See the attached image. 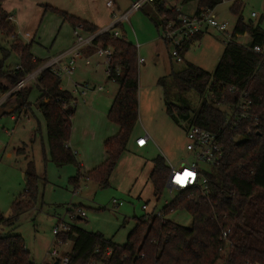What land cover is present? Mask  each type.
Returning a JSON list of instances; mask_svg holds the SVG:
<instances>
[{
    "label": "trees",
    "instance_id": "obj_1",
    "mask_svg": "<svg viewBox=\"0 0 264 264\" xmlns=\"http://www.w3.org/2000/svg\"><path fill=\"white\" fill-rule=\"evenodd\" d=\"M5 1L0 0V31L13 38L11 50L19 56L20 67L8 71L0 65V95L9 93L42 65L32 55L31 45L24 44L16 34L15 25L2 7ZM173 2L182 6L197 2L196 14H199L202 10H215L224 0H155L151 4L155 12L149 18L159 32L168 20L177 17L171 6ZM241 8L239 3L231 8L237 22L213 74L187 63L183 71L172 72L168 78L159 81L168 93L169 80L178 92L177 99L189 92H195L203 99L196 111L183 103L180 109L168 108V115L175 121L178 115L191 126L215 134L223 147V162L204 173L207 178L205 193L200 187L178 192L176 200L162 210L163 217L145 215L136 219L135 228L123 245L102 233L86 231L74 222L69 232L59 236L64 245L73 242L72 250L65 254L69 264H264V59L253 52L254 46L264 44V29L260 24L246 23L241 17ZM45 9L63 18L75 30L81 27L88 34L99 31L67 13L51 7ZM118 27L121 24L111 30ZM246 34L251 43L247 46L237 43L238 36ZM203 36L199 34L183 45V59L193 43ZM98 43L113 51L108 79L119 86L108 114V119L119 127V133L105 142L107 159L100 167L85 174L76 153L68 147L75 99L62 88L61 79L45 70L36 86L42 94L38 109L46 122L51 162L60 168L78 167L77 175L71 179L76 190L84 178L108 187L139 123L137 46L112 33L100 35L94 45ZM32 90V86L25 84L10 96L17 103L16 111L30 107L28 101ZM239 100L250 103V118L232 121L219 106L232 108ZM153 166L150 181L155 195L160 197L166 189L170 168L162 156L153 160ZM25 181V193L14 202L12 215L7 219L0 218L4 227L16 225L20 216L31 211L40 198L42 179L34 162L28 164ZM178 210L190 214V228L167 219ZM224 231H229L227 239L222 238ZM0 264L36 262L21 235H0Z\"/></svg>",
    "mask_w": 264,
    "mask_h": 264
},
{
    "label": "rangeland",
    "instance_id": "obj_2",
    "mask_svg": "<svg viewBox=\"0 0 264 264\" xmlns=\"http://www.w3.org/2000/svg\"><path fill=\"white\" fill-rule=\"evenodd\" d=\"M78 1L8 0V4L17 6L19 10L15 23L16 34L24 44H30L36 35L33 44L34 53L39 57L48 56L55 60V56L69 47L74 38V30L69 23H63L57 14L44 13V6L52 4L63 11L72 13L75 12L73 9ZM89 1L93 3L104 22L123 24L112 32L117 31L128 42L137 47L141 46L139 54L144 62L139 63V124L134 136H145L148 133L151 141L143 151L132 147L133 143L129 144L128 150L121 156L126 161L120 164L123 161L120 158L119 164L109 179L108 187L101 186L94 179L84 178L80 181L79 189L76 190L71 179L77 175V166L68 165L60 168L52 162L46 164L43 162L41 136L37 122H27L26 119H22L15 129L17 122L4 119L2 124L10 131V135L1 138V143L7 147L12 137L15 142L14 147L9 146L10 157L0 152V215L6 219L12 215L14 202L24 195L26 189L27 162L22 153L14 151V148L18 149L17 142L29 141L28 131L33 127H35V133L39 135L35 142L38 147L37 152L33 153L30 159L34 158L36 170L42 178L40 198L33 210L20 216L16 225L4 227L0 224V235H21L25 239L26 246L36 264H54L50 256L53 250H57L61 256L72 250L73 242L57 245L58 242L53 234V229L60 219L69 221L67 206L70 204L84 208L86 218L82 221H74L80 228L102 233L107 238L113 239L115 243L123 245L135 228L136 219L149 212H161L178 196L177 191L171 192L168 188L162 191L160 197L155 195L150 181L153 160L162 156L170 169L180 168L194 161L193 156L186 150V134L190 124L178 115H176L178 120H173L168 115V108L177 110L186 103L193 111H196L201 107L203 99L195 92L183 94L181 99H177L178 92L172 87L170 81L168 80L167 83L168 93L164 92V87L159 84V81L168 78L172 72L183 71L187 63L213 74L225 50L227 38L209 29L200 41L193 43L184 56L183 62L177 63L172 57L174 45L160 37L157 28L147 15V6L139 10L137 15L117 21L128 11L126 7L128 1L115 0L120 7L114 6L112 10L106 7L103 0ZM235 3L241 5V17L246 23L251 21L254 25L260 24L264 29V0H224L215 8L214 14L218 23L228 24L229 36L233 33L237 22V17L231 11ZM171 6L179 7L185 15H191L196 13L198 3L193 2L182 6L179 2H173ZM252 14H256L257 17L252 18ZM100 28L102 29V26ZM154 38H158L159 41L147 43ZM236 41L243 46L251 43V40L246 37H240ZM143 42L145 44H142ZM12 43L13 40L0 31V62H4V68L8 71L14 70L20 64L19 56L11 50ZM48 52L49 55H46ZM93 67L89 70L83 62H78L71 80L66 77L61 78L62 87L67 91H72L73 83H85L103 88V92L96 95L95 103L90 102L91 96L94 95L90 93L88 97V106L94 109L96 115L87 118L88 121L85 124L87 127L77 125L78 133L75 138L83 146L72 151L80 156L77 158L78 162L85 163L82 169L85 174L92 172L105 162H101L103 154L106 153L105 142L119 133L118 127V133L114 135L115 124L108 119L113 98L119 87L113 81L107 80L105 66L99 69H93ZM94 70H98L95 75L92 73ZM81 80L84 82H79ZM37 96V92L33 91L31 101H35ZM219 108L230 116L232 108L223 105ZM75 124L76 121L72 122V128ZM86 131L94 132L95 137L93 138L92 135L85 137ZM2 132L4 133L1 126L0 134ZM20 148L22 149L23 146ZM83 151L89 155L84 157ZM200 166L207 172L212 170L206 164H200ZM74 192L77 194L74 195ZM114 200L121 204L118 209H114L112 205ZM143 206H147L149 211H144ZM167 219L184 227L192 226L191 216L186 211L178 210L169 214Z\"/></svg>",
    "mask_w": 264,
    "mask_h": 264
},
{
    "label": "built area",
    "instance_id": "obj_3",
    "mask_svg": "<svg viewBox=\"0 0 264 264\" xmlns=\"http://www.w3.org/2000/svg\"><path fill=\"white\" fill-rule=\"evenodd\" d=\"M154 1L155 0H138L134 2L130 8V11L127 12L120 21L128 19L130 14L138 12L146 4H153ZM106 3L108 9H114L113 0H106ZM175 12L177 13V17L166 22L165 28L161 31V38L165 42L174 45L172 57L176 60L177 63H182L184 60L181 56L183 45L199 34L204 35V33L209 29H213L217 33L222 34L227 38V40L225 41V46L229 44L232 39L233 33L229 36L228 24L218 23L217 18L214 14V10H202L199 14L194 13L191 15H185L184 13H182L181 9L177 7L175 8ZM256 17V14H252V18ZM111 29L108 28L95 34H88L87 36H83L81 34V27L77 28L76 30H74V45L68 52V55L70 57L69 61L66 64H62L61 60L65 56H60L52 62L48 63L38 72L29 75L28 81L37 82L39 77L45 70H50L60 79L62 77L71 78L75 72L76 60L82 57V52L85 49L89 48H94L95 53L99 57L103 58L104 63L107 67L106 75L108 77H111L109 67L112 63L113 51L111 49L105 48L102 43L94 45L95 40L100 35L109 33ZM115 37H117V34L115 35ZM253 52L257 55H260L264 59V44L254 46ZM143 62L144 59H139V63ZM28 81L25 79L24 81L20 82L13 90L4 95L5 99L23 88L25 84H28ZM91 89L92 87L88 84L74 83L72 94L74 96L80 95L84 99ZM101 90L102 88L98 89V91ZM229 117L230 119H232V121L237 120L238 122L250 118V103H244L239 100V102L232 107ZM186 137V150L193 156L194 161L191 164H186L184 166H181L180 168H171L166 188H168L171 192L174 190L177 192H183L200 187L204 190L203 193H205V191L207 190V178L204 173L206 171L201 168L200 164H206L212 169L219 166L224 159L223 147L221 146L218 137L215 134L198 126L190 125ZM149 141L150 137L146 135L145 137L136 140V146L140 149L144 148L147 146ZM178 177L182 178V181H178ZM75 194H77V192H75L74 195ZM176 198L172 200L168 205L172 204L176 200ZM112 205L114 209H118L121 206V204H118L116 200L113 201ZM143 210L149 211L147 206H143ZM67 213L69 221L64 218L60 219L58 224L53 229V234L58 242L57 245L60 246L64 245V243L59 238V236H61V234L69 232L74 221L78 220L79 218H86V213L81 208H69L67 210ZM147 215L163 217V212H149V214ZM228 234L229 231H224L222 233V238L227 239ZM110 254V251L107 252L108 256ZM50 256L53 258L54 262L69 264V258L66 255L61 256L57 250H53L50 253ZM90 264L95 263L92 262Z\"/></svg>",
    "mask_w": 264,
    "mask_h": 264
},
{
    "label": "crops",
    "instance_id": "obj_4",
    "mask_svg": "<svg viewBox=\"0 0 264 264\" xmlns=\"http://www.w3.org/2000/svg\"><path fill=\"white\" fill-rule=\"evenodd\" d=\"M105 3H106V0H103ZM114 1V6H117L118 8L120 7L119 6V4H117V2L115 1V0H113ZM118 1V0H117ZM126 1H128V4L126 5V7L128 8V11L127 12H129L130 11V8H131V6H132V4L134 3V2H136V1H138V0H123V2H126ZM147 6V15L148 16H152L153 14H154V6L153 5H151V4H146L144 7H146ZM2 7H3V9L9 14V16H10V19L12 20V23L15 25V23H16V16H17V12L19 11L18 10V7L17 6H11L10 4H8V0H6L4 3H3V5H2ZM44 7H51V8H53V9H56V10H59V11H62V12H64V13H67V14H69V15H71V16H73V17H75V18H77V19H79V20H81V21H84V22H87V23H89V24H91V25H93V26H95L96 28H98V32H100V31H102V30H106V29H108V28H113L115 25H118V23L119 22H116V23H107V21L106 22H104L103 21V18H101L100 17V15H99V13L97 12V10H96V8L93 6V3H91L89 0H79L78 1V3H77V5L76 6H74V11L75 12H72V13H69V12H67V11H63V10H61V9H59L58 7H56V6H54V5H52V4H47L46 6H44ZM106 7H107V3H106ZM143 7V8H144ZM142 8V9H143ZM141 9V10H142ZM47 12H49V11H47L46 9H45V11H44V13H47ZM126 12V13H127ZM52 13V12H51ZM125 13V14H126ZM54 14V13H53ZM124 14V15H125ZM56 15V14H55ZM123 15V16H124ZM135 16V15H137V12H134V13H132V14H130V16L129 17H131V16ZM123 16L122 17H120V18H118L117 19V21H119V20H121L122 18H123ZM58 17H60V16H58ZM60 19H62V21H63V23H66L64 20H63V18H61L60 17ZM119 24H121V26L123 25L122 23H119ZM155 25V24H154ZM71 26V25H70ZM100 26H102V29L100 28ZM72 27V26H71ZM155 27H156V25H155ZM119 28V27H118ZM157 28V27H156ZM73 29V28H72ZM73 30H75V29H73ZM158 30V29H157ZM115 31V30H114ZM158 32H159V30H158ZM109 33H112L114 36L117 34V37H121V35L116 31V32H112V30H110V32ZM83 36H87L88 35V33H84V31L82 30V33H81ZM159 35H160V37H161V32H159ZM240 37H246V38H249L250 39V37L246 34V35H244V36H240ZM240 37H238V38H240ZM12 40H13V38H11ZM35 40H36V35L34 36V39L31 41V43L30 44H26V45H31V53H32V55L34 56V58H35V60H38V61H41L42 62V65H41V67L40 68H38L34 73H36V72H38L39 70H41L43 67H44V65L46 66L48 63H50V62H52L53 61V59H51V58H48V56H46V57H42V56H38V55H36V53H34V49H33V44H34V42H35ZM251 40V39H250ZM159 41V39L158 38H154V39H152L151 41H149V42H147V43H152V42H154V43H157ZM74 42H75V38H73L72 39V41H71V43H70V45H69V47L65 50V51H63L62 53H60L59 55H57V56H55L54 58L56 59V58H58V57H60V56H65V57H63L62 58V60H61V63L62 64H66L68 61H69V59H70V57H69V55H68V52L70 51V49L73 47V45H74ZM142 44H145V42H143ZM138 48V58L139 59H143V57H141V55L139 54V48H141V46H138L137 47ZM46 55H49V52L46 54ZM78 62H83V64H84V66L87 68V69H89L90 70V68H92L93 66V69H99L100 67H102V66H105L106 67V65H105V63H104V60H103V58H101V57H99L96 53H95V50H94V48H89V49H85L83 52H82V57L81 58H79V59H77L76 60V62H75V68H76V64L78 63ZM87 63H89V64H87ZM4 65V62L3 61H1L0 62V65ZM20 67V64H18L16 67H15V69H18ZM107 68V67H106ZM14 69V70H15ZM92 69V70H93ZM92 73L95 75V74H97L98 73V70H94V71H92ZM33 74V73H32ZM31 75V74H30ZM28 77H29V75L27 76V78H26V80L28 81ZM72 78V77H71ZM71 78H67V79H69V80H71ZM79 79V78H78ZM80 80V79H79ZM107 80L109 81V79L107 78ZM79 82H84L83 80H81V81H79ZM110 82V81H109ZM115 83V82H114ZM28 84L30 85V86H32L33 87V90H32V92H31V94H30V97H29V104H30V107H27V108H24L22 111H16V109H17V103L15 102V100L14 99H11L10 98V96L9 97H7L6 99H5V96L4 95H0V127L2 126V128H3V131H4V133L2 132V134H0V152L3 154V155H7L8 157H10V154H8L9 153V146H11V148L12 147H14V145H15V142L13 141L14 139H13V137L9 140V143L7 144V147H5L2 143H1V138H3L4 136H9L10 135V131L5 127V126H3V124H2V122L4 121V119L5 120H7V119H10V121H12V122H17V125H16V127H15V129L18 127V122L19 121H21L22 119H26V121L27 122H31V121H34L35 123H36V125H38V129H39V135L41 136V152H42V154H43V162L46 164V163H48V162H51V159H50V150H49V145H48V137H47V128H46V122H45V120H44V117H43V115L41 114V112L39 111V109H38V101H39V99H40V97L42 96V94L39 92V90H38V88L36 87L37 85H38V83L37 82H33V81H28ZM74 84V83H73ZM73 84H72V88H73ZM79 84H82V83H79ZM85 84V83H84ZM116 84V83H115ZM88 85H90V84H88ZM91 87H92V89L88 92V95L83 99L80 95H76V96H74L73 94H72V92H73V89H72V91H69L72 95H73V97H74V99H75V103H74V107H75V115H74V117L72 118V122H74V121H76V124L74 125V127L72 128L71 127V137H70V141H69V143H68V147L71 149V150H73V149H79V148H82V146H81V143L75 138V135L78 133V126H84V127H87L85 124H86V122L88 121L87 120V118H90L91 116H95L96 115V112L94 111V109H92L90 106H88V104H89V101H88V97H89V95H90V93H91V95H94V96H91V98H90V102L91 103H95L96 102V95L97 94H101L102 92H103V88L102 87H99V86H97V85H90ZM119 87V86H118ZM63 88V87H62ZM99 88H102V90L101 91H98V89ZM64 89V88H63ZM33 91H36L37 92V94H38V96H37V98L35 99V101H31V96H32V94H33ZM118 91L119 90H117V92H116V94H115V96H114V98H113V101H114V99H115V97H116V95H117V93H118ZM113 104V103H112ZM3 118V119H2ZM43 121V122H42ZM139 124V123H138ZM78 125V126H77ZM138 126V125H137ZM114 127H116V128H114ZM113 128L115 129V134L114 135H116L117 133H118V127L115 125ZM14 129V130H15ZM44 131H45V133H44ZM136 131V130H135ZM36 131H35V127H33L30 131H28V137H29V141L28 142H26V141H24V142H22V141H20V142H17V144H19V146L17 147L18 149H15L14 148V151H19V152H21L22 153V155L25 157V160H26V162H27V165H26V167H28V164L30 163V162H34V158L32 157V159H30L31 158V156H32V154L34 153V154H36V148L38 149V147H37V145H36V141L38 140V134L37 133H35ZM38 132V131H37ZM135 134V133H134ZM90 135H92V137L94 138L95 137V133L94 132H88V131H86L85 132V137H89ZM146 135H148L149 137H150V141H151V136L148 134V133H146L145 134V136ZM144 135H139V136H133V139H132V141H131V143H133V144H131V146L132 147H134V148H136L137 150H140V151H143V150H145L146 148H147V146H148V144H147V146L146 147H144V148H138L137 146H136V140H138L139 138H142V137H145ZM21 143V144H20ZM30 143V144H29ZM149 143V142H148ZM20 146H23V148L21 149L20 148ZM83 150V149H82ZM28 153V154H27ZM29 153H30V155H29ZM76 153V156H77V158H78V153L77 152H75ZM89 154H87V153H85L84 151H83V156L84 157H87ZM80 157V156H79ZM107 159V155H106V153H104L103 154V156H102V159H101V162L103 161H105ZM122 159V158H121ZM123 160V159H122ZM79 161V160H78ZM77 161V162H78ZM124 161H126V160H123V161H121L120 162V164L121 163H124ZM78 164L80 165V167L83 169L84 167H85V163H80V162H78ZM119 164V163H118ZM89 166V165H88ZM154 167V166H153ZM27 170V169H26ZM25 173H26V171H25ZM40 176V175H39ZM42 179V178H41ZM75 193V192H74ZM76 207H79V208H81V209H83L84 210V208L82 207V206H74V205H72V204H70V205H68L67 206V210L69 209V208H76ZM35 208V207H34ZM33 208V209H34ZM32 209V210H33ZM79 221H82V220H84V219H82V218H79L78 219ZM77 226L79 227V225H78V223H77ZM90 232V231H89ZM113 240V239H112ZM26 248H27V246H26ZM27 250L29 251V249L27 248Z\"/></svg>",
    "mask_w": 264,
    "mask_h": 264
},
{
    "label": "snow or ice",
    "instance_id": "obj_5",
    "mask_svg": "<svg viewBox=\"0 0 264 264\" xmlns=\"http://www.w3.org/2000/svg\"><path fill=\"white\" fill-rule=\"evenodd\" d=\"M178 181H182V178L178 177Z\"/></svg>",
    "mask_w": 264,
    "mask_h": 264
},
{
    "label": "water",
    "instance_id": "obj_6",
    "mask_svg": "<svg viewBox=\"0 0 264 264\" xmlns=\"http://www.w3.org/2000/svg\"><path fill=\"white\" fill-rule=\"evenodd\" d=\"M170 181V180H169ZM54 264H61L60 262H54Z\"/></svg>",
    "mask_w": 264,
    "mask_h": 264
}]
</instances>
